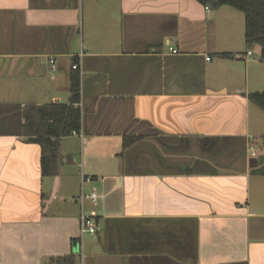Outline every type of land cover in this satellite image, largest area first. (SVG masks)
<instances>
[{
	"label": "crops",
	"instance_id": "0c3cea01",
	"mask_svg": "<svg viewBox=\"0 0 264 264\" xmlns=\"http://www.w3.org/2000/svg\"><path fill=\"white\" fill-rule=\"evenodd\" d=\"M252 45L241 11L198 0H0V132L10 106L69 105L74 79L81 112L54 175L38 143L0 133V264H264ZM87 184L103 196L89 211Z\"/></svg>",
	"mask_w": 264,
	"mask_h": 264
},
{
	"label": "trees",
	"instance_id": "16d2710c",
	"mask_svg": "<svg viewBox=\"0 0 264 264\" xmlns=\"http://www.w3.org/2000/svg\"><path fill=\"white\" fill-rule=\"evenodd\" d=\"M213 8L229 6L241 11L245 16V38L247 43L261 47V59L264 60V0H198ZM72 98L69 105L47 104L32 107L36 116L27 111L21 113L17 107H8L5 130L0 133L9 135H27L29 141L38 143L42 149V174L54 175L58 170L59 139L78 133L81 130V112L75 105L79 102V83L72 81ZM252 104L264 112V93L249 96ZM21 118L25 119L22 123ZM135 141H126L125 146ZM50 264H76L75 255L63 258H51Z\"/></svg>",
	"mask_w": 264,
	"mask_h": 264
},
{
	"label": "built area",
	"instance_id": "2783aa9c",
	"mask_svg": "<svg viewBox=\"0 0 264 264\" xmlns=\"http://www.w3.org/2000/svg\"><path fill=\"white\" fill-rule=\"evenodd\" d=\"M209 9V7H207ZM252 52L249 51V54ZM210 60V58H207ZM50 65L52 72L56 71V62L54 59H50ZM74 69H77L78 66H74ZM252 139V138H251ZM250 153L255 154L256 149L254 147H250ZM83 181H90V178H84ZM103 198L102 195L98 194L95 190L91 191L88 194H85L82 192L81 196V202L84 204L85 200H90L93 204H97V202ZM99 230L98 222H97V214L95 212H91L89 215L82 214L80 219V239L83 240V238L86 235L89 236H96Z\"/></svg>",
	"mask_w": 264,
	"mask_h": 264
},
{
	"label": "rangeland",
	"instance_id": "374dc122",
	"mask_svg": "<svg viewBox=\"0 0 264 264\" xmlns=\"http://www.w3.org/2000/svg\"><path fill=\"white\" fill-rule=\"evenodd\" d=\"M256 46H258V50H261V47L258 44H253L251 46V49L254 51ZM258 61H261V55H259V53H258ZM259 68H260V65H258V69ZM261 69H262V66H261ZM260 110L261 109H259L258 107H256V105H253V107H252V121L255 120V123H256V120H257V118H256V116H257L256 112H261L262 116H264V112L263 111H260ZM251 146H253L256 149H258V152L262 151L264 149V138H263V136H259L258 135L255 138V140L252 141ZM91 190L92 189L89 187L88 184L85 185V193H90ZM97 193L98 194H101V191L98 190ZM101 201H102V199H100L98 201V203H100ZM250 202L252 203V205H255V204L258 203V192L257 191L254 192V190H253L252 195H251V201ZM85 205H86L87 211H89L91 209H97L96 207L93 206V203L90 200H86L85 201ZM90 240H92V238L89 235H86L85 240H84L85 245L88 244V242H90Z\"/></svg>",
	"mask_w": 264,
	"mask_h": 264
},
{
	"label": "water",
	"instance_id": "95a60500",
	"mask_svg": "<svg viewBox=\"0 0 264 264\" xmlns=\"http://www.w3.org/2000/svg\"><path fill=\"white\" fill-rule=\"evenodd\" d=\"M77 247V248H76ZM74 251L79 252L80 251V242L74 243Z\"/></svg>",
	"mask_w": 264,
	"mask_h": 264
}]
</instances>
